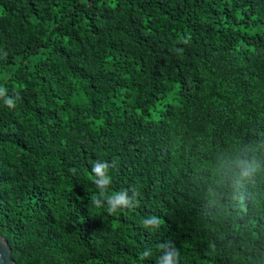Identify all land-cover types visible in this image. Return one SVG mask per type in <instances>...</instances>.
<instances>
[{"label": "trees", "instance_id": "16d2710c", "mask_svg": "<svg viewBox=\"0 0 264 264\" xmlns=\"http://www.w3.org/2000/svg\"><path fill=\"white\" fill-rule=\"evenodd\" d=\"M0 236L14 264H264V0H0Z\"/></svg>", "mask_w": 264, "mask_h": 264}, {"label": "clouds", "instance_id": "9594fccd", "mask_svg": "<svg viewBox=\"0 0 264 264\" xmlns=\"http://www.w3.org/2000/svg\"><path fill=\"white\" fill-rule=\"evenodd\" d=\"M7 105L9 107L15 106L11 101H9ZM258 167L259 165L255 164L254 162L253 163L245 162L243 170L240 171L238 174L234 172H225L224 175L220 176L216 182L217 187L219 186L227 187L229 186V181H231L230 187L232 191L239 197L241 195L240 190L243 188L242 181L249 178L252 175V173L257 171ZM91 172L99 175V174H102V169L98 166L93 165ZM93 182L94 183L96 182L95 176L93 177ZM109 182L110 180L108 179L100 181V183H103V184H108ZM209 191H213V189H209ZM106 199L108 200L107 211L110 214L116 212L118 207H128V205L122 198L116 197L115 195H113V197H107ZM92 204L97 208H100L103 206L100 203V201L98 199H95L94 197L92 198Z\"/></svg>", "mask_w": 264, "mask_h": 264}, {"label": "water", "instance_id": "95a60500", "mask_svg": "<svg viewBox=\"0 0 264 264\" xmlns=\"http://www.w3.org/2000/svg\"><path fill=\"white\" fill-rule=\"evenodd\" d=\"M9 255L10 249L7 242L0 236V264H14Z\"/></svg>", "mask_w": 264, "mask_h": 264}, {"label": "rangeland", "instance_id": "374dc122", "mask_svg": "<svg viewBox=\"0 0 264 264\" xmlns=\"http://www.w3.org/2000/svg\"><path fill=\"white\" fill-rule=\"evenodd\" d=\"M153 119H154V117H153Z\"/></svg>", "mask_w": 264, "mask_h": 264}]
</instances>
